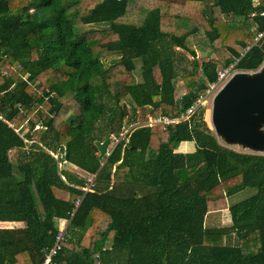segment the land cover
<instances>
[{"label": "trees", "instance_id": "trees-1", "mask_svg": "<svg viewBox=\"0 0 264 264\" xmlns=\"http://www.w3.org/2000/svg\"><path fill=\"white\" fill-rule=\"evenodd\" d=\"M185 1L0 0V222L24 223L0 227V264H42L62 221L47 264H264V154L221 144L203 107L145 124L183 114L217 69L259 67L264 0L168 11ZM224 209L228 225H206Z\"/></svg>", "mask_w": 264, "mask_h": 264}, {"label": "water", "instance_id": "water-1", "mask_svg": "<svg viewBox=\"0 0 264 264\" xmlns=\"http://www.w3.org/2000/svg\"><path fill=\"white\" fill-rule=\"evenodd\" d=\"M211 123L225 143L264 151V64L234 73L212 98ZM110 137L96 140L98 156L107 154Z\"/></svg>", "mask_w": 264, "mask_h": 264}, {"label": "rangeland", "instance_id": "rangeland-1", "mask_svg": "<svg viewBox=\"0 0 264 264\" xmlns=\"http://www.w3.org/2000/svg\"><path fill=\"white\" fill-rule=\"evenodd\" d=\"M176 5L175 4L169 5L168 6V11L170 13H172V14L180 13V14H183L185 16L186 15L187 16H192L193 18H195V20H198V18L200 16V10H199V6L198 5H196L195 7L193 6V8H191V9L188 8L187 5H183V6H178V5L176 6ZM175 8H176V10H175ZM93 25L98 26L96 24H89L87 26L88 27L89 26L90 27H95ZM100 25H103V24H100ZM87 26H85V27H87ZM194 37L192 39H190V42H192V45L193 44L195 45V51H196L197 55L200 56L202 54H206L209 51V49L206 46L205 47H199V40H202L203 36L201 34H198V35H196ZM181 52L185 53V51H181ZM209 53L212 55V52L209 51ZM111 56H113V55H111ZM136 64H137V67H139V61H136ZM183 64H185V63H183ZM263 64H264V60L259 65V67L262 66ZM257 69H255V70H257ZM242 71L251 72V71H254V70H242V69H237V68L234 67V68H232L231 73L234 74L236 72H242ZM135 77H136V79L139 78L137 70L135 71ZM176 82H177L178 92L179 93L184 92L186 90V88H185L186 86L184 85L182 80L180 78H177ZM204 102L205 103H203V105H202L203 109H204V111H203V121L205 122V125H206L207 129L212 131V133H210V134L215 136V132L213 130L212 123H211V118H210L211 106H212V97H211V95L209 97H207L206 101H204ZM109 137H110V142H109V145L107 146V152H109L111 147L114 145V142L116 141V140H113V134L109 135ZM217 140L221 144H223V145H225L227 147H230V148H232L234 150H237V151L264 154V151L263 152H254V151H252V150H250L248 148H244V147H242V146H240L238 144L225 143L219 137H217ZM16 154H17V151H14V150L9 151V157H10V159L13 162H15ZM67 168H68V170H70L71 172L77 174L78 176L85 177L86 180H87L86 182L88 184H87L86 188H84V189L85 190H89V187L92 184V182L88 181V179H91L93 177V175L87 174L86 172L80 170L79 168L73 167L71 165H68ZM251 191H252L251 188H245L243 190H240L239 192H237L234 195H232L231 201L232 202H236V201L248 196L251 193ZM228 201L231 202L229 199H228ZM205 223H206V225H209V226H211V225L212 226L228 225L230 223L228 210L224 209V210H217V211L209 212L206 215V217H205ZM23 225H24L23 222H17V221H15V222H0V227H14V226L15 227H21ZM64 225H65L64 221L60 222L59 223V228L63 227Z\"/></svg>", "mask_w": 264, "mask_h": 264}, {"label": "built area", "instance_id": "built-area-1", "mask_svg": "<svg viewBox=\"0 0 264 264\" xmlns=\"http://www.w3.org/2000/svg\"><path fill=\"white\" fill-rule=\"evenodd\" d=\"M263 14V13H262ZM262 35V33H259L258 36L260 37ZM233 68V65L230 64L227 67L224 68H219L217 69V78L215 81H213L212 83L209 84V87L205 89V93L202 95H199L196 99V101L186 109V111L181 114L179 117L177 118H172V117H168L166 115H162V116H150L148 115V119L146 121L145 124L148 125H152L155 123H164V124H168L170 122H175L178 120H182V119H187L189 118L191 115H193L200 107H203V103H205L204 101H206V98L209 97L211 95V97L213 98L215 93L225 84V82L233 75L231 73V70ZM94 176L91 179H88V181L93 182ZM79 201L76 202V205L78 204ZM67 226V222H65V225L61 228H59V231L57 232L56 236H55V242L53 244V246L51 247V249L49 250L48 254L46 255V258L44 260V262L42 264H47L50 262L51 257L57 252L58 249H60L61 247V242L62 240H64V233H65V229Z\"/></svg>", "mask_w": 264, "mask_h": 264}, {"label": "crops", "instance_id": "crops-1", "mask_svg": "<svg viewBox=\"0 0 264 264\" xmlns=\"http://www.w3.org/2000/svg\"><path fill=\"white\" fill-rule=\"evenodd\" d=\"M176 5V4H175ZM183 5H187L188 8H193V6L195 7L196 5L199 6V10L201 9L202 7V3L199 2V1H185V3ZM183 5H178V6H183ZM177 6V5H176ZM176 10V8H175ZM195 149V143L194 141H182L179 145H178V149L177 151H180V152H183V153H186V152H191ZM15 222V221H14ZM235 241V240H234ZM233 241V238H232V242Z\"/></svg>", "mask_w": 264, "mask_h": 264}]
</instances>
